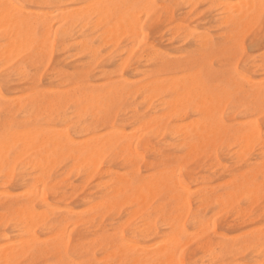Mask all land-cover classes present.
<instances>
[{
    "label": "bare ground",
    "instance_id": "obj_1",
    "mask_svg": "<svg viewBox=\"0 0 264 264\" xmlns=\"http://www.w3.org/2000/svg\"><path fill=\"white\" fill-rule=\"evenodd\" d=\"M262 2L0 0V264H263Z\"/></svg>",
    "mask_w": 264,
    "mask_h": 264
},
{
    "label": "rangeland",
    "instance_id": "obj_2",
    "mask_svg": "<svg viewBox=\"0 0 264 264\" xmlns=\"http://www.w3.org/2000/svg\"><path fill=\"white\" fill-rule=\"evenodd\" d=\"M202 4L201 3H199L194 9H190V7H184V8H181V7H178V12H177V17L178 18H180V17H184L186 20H188L189 22H196V23H200V22H204V21H202V19H203V17L205 16V14H206V7L205 6H201ZM187 10V11H186ZM182 11V12H181ZM189 11V12H188ZM198 12V15H196V13ZM194 13V14H193ZM180 14V15H179ZM190 18H193V19H190ZM202 18V19H201ZM190 19V20H189ZM198 20V21H196V20ZM200 19V20H199ZM165 19L163 18L161 21V23H163V21H164ZM164 24V23H163ZM166 25V23L164 24V26ZM150 37H151V35H150ZM169 39V36H164L162 39H156V41H154V44H162V45H164L165 47H167L166 49H169V48H171L169 45H168V40ZM249 39H250V37L249 36H247V37H245V39H244V52L247 54V53H249L250 51H249V48H248V44H249ZM185 40V41H184ZM164 42V43H163ZM179 42V43H178ZM149 43V45H152L153 44V41L152 40H150V42H148ZM192 44V41H191V39H180V40H178V41H176V43H174V45H173V47H175V48H177V49H180V50H188V46H189V49H191L192 47L190 46L191 44ZM248 43V44H247ZM246 44V45H245ZM167 45V46H166ZM186 45H188V46H186ZM169 46V47H168ZM183 47V48H182ZM247 47V49H245ZM185 48V49H184ZM74 51L72 50V49H70L69 50V54L70 55H72V54H74L73 53ZM104 53V52H103ZM134 60H135V57H133V60H132V63L134 62ZM106 61H103V62H101V63H99V65H98V68H97V72H96V75L98 74V71H100V70H103V71H105L107 74H112V76H114L117 72H118V70H119V66H118V64H116L115 62H112V63H110V62H106ZM109 64V66L111 65V67H109V66H107ZM113 64V65H112ZM114 64H115V66H114ZM107 66V67H106ZM104 68V69H103ZM108 68V69H107ZM118 69V70H117ZM69 72H73L72 70H69ZM123 74H124V76L127 78V79H132L133 77H132V74H131V72H130V70H125L124 72H123ZM129 74H131V76H128ZM144 109H142V111H143ZM135 130H137V129H135ZM264 130V129H263ZM141 131V130H140ZM138 132H139V130H138ZM138 132H136V131H134V134L136 133V137L135 138H137L138 139V141H139V144H138V151H139V154L140 155H142L143 157H144V160L145 161H148L149 160V155L148 154H146L145 152H144V150H143V148H142V145H143V142L145 141V138H147V136H146V133L144 132V133H142L141 134V132H140V134L142 135V136H137V133ZM155 141H153V143H154ZM168 149H170V148H168ZM170 150H172V149H170ZM176 155H179L178 154V152H174ZM107 161H108V159L103 163V165H102V167H103V169H105V168H108L109 166H110V164H108L107 163ZM116 163L118 164L117 165V167L119 166V162H118V160L116 161ZM196 165V159L195 160H192V161H189L188 163H187V166L189 167V168H194L195 167V165ZM192 165H193V167H192ZM141 168H143V165H142V167ZM181 177H182V181L183 182H189L188 180H187V178L184 176V174H183V172H182V174H181ZM197 177H199L198 175H197ZM95 179L94 178H92V179H89L87 182H85L83 179L81 180V179H76V178H71V181L73 182V184H74V186L76 187V189L78 190V195H80V196H84L85 194H87V193H89L90 191H91V189H92V187L95 185V181H94ZM194 187V186H193ZM192 187V188H193ZM85 191H88V192H85ZM96 200H94L93 199V202H95ZM263 201V206H264V199L262 200ZM94 204V203H93ZM69 206H71V205H69ZM76 206H79V205H76ZM79 208H82V207H80L79 206ZM228 216H230V214H220V215H218L216 218H215V223H216V230L218 231V234H220V235H224V236H226L227 235V233H225V232H223V231H220L219 230V228H218V225H219V223L225 218V217H228ZM105 220H106V224H109V223H111V221L113 222V223H123L126 219H125V213H123L122 214V218H120V219H118L117 220V218H116V216H115V214L114 213H109V214H107L106 215V217H105ZM120 220V221H119ZM230 220H232V219H229V221ZM219 222V223H218ZM122 232H123V234H124V236H127V231H126V229L125 228H123L122 229ZM221 232V233H220ZM75 233H77V231H75L74 232V234ZM186 245L187 246H185L184 245V247H183V258L184 257H187L188 255H190V254H196V258H199V253L196 251V243L194 242V241H189V243H186ZM249 264H253V263H249ZM264 264V263H263Z\"/></svg>",
    "mask_w": 264,
    "mask_h": 264
},
{
    "label": "snow or ice",
    "instance_id": "obj_3",
    "mask_svg": "<svg viewBox=\"0 0 264 264\" xmlns=\"http://www.w3.org/2000/svg\"><path fill=\"white\" fill-rule=\"evenodd\" d=\"M4 15H5V19L7 20L9 18V10L12 9V8H16L18 7L17 5H13V4H5L4 6ZM261 8H264V2H262L261 4ZM38 29H39V26H38ZM40 35V32L38 30L37 32V37H39ZM41 60H42V57H41ZM261 92H262V95H264V83L261 84ZM85 264H88V262L85 261Z\"/></svg>",
    "mask_w": 264,
    "mask_h": 264
}]
</instances>
